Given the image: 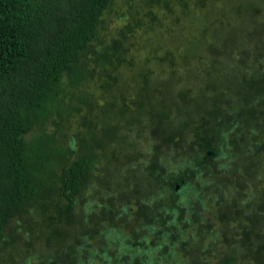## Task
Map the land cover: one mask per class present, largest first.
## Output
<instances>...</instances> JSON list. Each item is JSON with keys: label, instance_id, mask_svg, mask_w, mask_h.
Listing matches in <instances>:
<instances>
[{"label": "rangeland", "instance_id": "1", "mask_svg": "<svg viewBox=\"0 0 264 264\" xmlns=\"http://www.w3.org/2000/svg\"><path fill=\"white\" fill-rule=\"evenodd\" d=\"M125 1L117 0L112 9L105 14L106 28L100 31L104 39H112L117 33L115 27L122 25V20L119 21L117 17L122 13H128L129 7L121 4V2L126 3ZM129 1L134 3L132 13L137 11L141 26L127 35L125 41L122 42L124 64L115 70L109 68L107 71L89 67L95 72H92L91 77L84 79L83 86L78 90L80 95L95 93L94 95L100 98L101 84L110 80L112 75L117 82L115 84L111 82L112 87L104 96H107L110 102L119 100L116 109L124 108L125 103L122 102L120 106L121 101L133 106L125 113L115 111L116 114L119 112L118 117L113 119L117 123L119 120L123 122L131 120L134 114L140 112L135 103L141 100L140 92L143 87H146L145 91L151 94L150 97H142L146 104L149 100L158 99L157 95L162 92L156 89L159 84H165L166 87L171 86L174 88L173 92H177V99L181 101H171L169 103L171 116L159 122L162 128H166L163 130L167 134L178 128L185 131L190 128L194 130V124L199 122L202 115L213 111L210 108L215 107L216 103L225 108L231 102L238 100L234 102L236 108H233L237 110V107L241 108L242 105H246L247 99L255 95H258L256 98L259 101H255L253 106L249 107L252 116L250 122L258 125L263 121L264 0H232L234 2L232 5L231 0H215L214 9L211 11L209 7L205 8L204 14L196 5H191L190 10L184 13L180 7V1L182 3L183 0H174L168 10L163 9V5L154 7L153 14L156 15V19L152 28L148 27L151 24L149 21L152 22V17L146 12L145 1ZM239 4L242 5L244 11H235L234 7ZM219 37L222 41L224 40L222 44L218 42ZM162 60H165L166 64ZM161 67L164 69L162 70ZM152 69H156V72L150 73ZM171 72H175L173 78L175 83L182 85L175 86V83L168 79ZM147 74L149 76L144 78ZM132 80L137 81L134 83ZM138 87L142 89L139 90ZM180 90L187 93L180 95L181 92H178ZM243 93H247V96ZM257 108L259 109L255 113L257 117L255 118L252 112ZM82 113L86 115L85 107L82 108ZM99 113L100 111H92L89 115L92 123L97 126L94 140L90 139L88 130L79 128L78 121L81 115L77 114L71 115L69 120L59 128H54L49 122L35 125L28 134V144L34 142L37 137L42 139L45 135L51 137L57 129L55 140L68 143L70 142L68 138L76 139L78 136V140H73V143L76 142L74 156L79 155V148L85 146L82 139L87 140V145L98 149L102 142L103 144L111 143L113 140H107L108 134H104L105 137H103V126L100 124L102 121L100 119L103 118ZM138 121L141 123L140 120ZM140 128L136 131L141 132ZM191 130L186 132L189 133ZM138 132H136L135 140L134 137L126 138L128 133L126 130L121 131L120 128L118 131L120 141H129L130 145L129 148H125L126 155L123 154L119 162L112 160L109 169L107 166L101 167V159L92 163L85 177V183L77 195L75 211L71 218L64 215L61 216V220L54 218L59 208H56L51 201L44 206L47 209H40L41 206L38 205L35 206L36 209L30 206L31 200H25L19 212L6 224L4 229L3 238L0 241V264H25L27 259L38 262L44 258L46 261L48 255L52 258H65L71 255L77 245L88 252H94L92 257L84 251L88 257L90 256L88 260L85 259V264H93L95 261H101V264H150L146 262V259L147 257L148 260L149 257L152 258L153 254L162 256L158 264H219L226 258L227 252L234 264H264V231L260 233L258 229L253 230L252 235H243L242 224L244 225L245 222L242 221L241 224L239 218L233 219L237 214L231 211L223 212L227 220L225 223L217 222L215 218L217 210H215L216 205L213 200L214 197H219V200L225 199L229 194L226 192L222 194L227 186L234 185L237 188L241 181L253 184L245 185L244 190H249L258 199L264 193V186H261L263 183L259 180L261 179L260 171L264 175V163L255 166V175L245 180L237 179L238 176L230 171L221 172L215 176L212 168L207 169L205 175L201 176L200 172L198 176V174L192 175L194 173L189 171L187 182L191 189L197 188L193 195H200L203 192L206 205L203 213H199L198 220L195 216L194 221L186 222L178 227V230H171V227H162V217L168 216L174 219L183 216V219H186L183 211L185 207L189 211L187 219L192 211L196 212L194 210L195 197L189 198L192 193H188L187 201L184 200L181 198L184 196L183 190L179 189L181 192H178V195L174 193L171 179L178 173V170L183 171L184 168L187 171L183 157L182 160L180 159L184 155V146H181L186 145L184 141L186 132L185 135H181L183 139L178 138L179 146H173V149L165 146V149L163 147L161 151L157 150L155 155H153L155 150L151 148L154 143L150 142L156 140L155 132H152V128L146 132L142 131V134ZM96 141H100L99 145ZM73 143L72 146H74ZM68 156L74 158L73 155ZM53 171L55 172L54 182L43 170H40L39 175L45 181L44 184L54 185L57 188L61 166H55ZM214 176L213 185L211 183L202 185L205 180H202V177L214 178ZM233 176L236 177L235 182L231 180ZM164 190L167 191L166 194ZM37 192L44 193L40 190ZM235 192L236 199L243 200L245 193L241 194L242 191L240 192L239 189ZM150 194H153L151 195L153 198L147 201V204L152 208V212L145 205L139 207L140 200ZM163 194L165 196L162 197ZM52 199L55 202L60 201V205L66 203L57 195ZM189 206L193 208L190 209ZM262 208L264 207L254 209L250 205L248 212L250 216L255 217L258 210L264 211ZM142 211L143 214H141ZM149 213L155 217L147 218L145 214ZM201 218L206 219L205 222L201 221ZM84 219L88 221L84 222ZM112 229L124 239L125 244H131V247H125L121 241L118 242V239L114 241L108 237V232ZM159 231L160 235L157 234ZM154 233L158 235L155 238L154 252H146V249L137 252L141 249L139 243L143 241L144 236L150 240L154 237ZM64 247L68 248L70 253H66ZM59 253L62 256H59ZM66 260L63 264L67 262Z\"/></svg>", "mask_w": 264, "mask_h": 264}, {"label": "trees", "instance_id": "2", "mask_svg": "<svg viewBox=\"0 0 264 264\" xmlns=\"http://www.w3.org/2000/svg\"><path fill=\"white\" fill-rule=\"evenodd\" d=\"M116 1L0 0V241L3 238L6 224L19 212L25 200H31L30 206L36 209L37 207L35 206L37 205L41 206L40 209H47L44 206H46L47 202L51 201L52 204H55L56 208H59L54 218L61 220L62 215L71 218L75 211L77 195L85 183V177L89 173L92 163L98 162L101 159V167L107 166L109 169L112 160L119 162L123 154L126 155L125 148H129L130 143L129 141H120L121 137L118 136L120 128L121 131L126 130V133H128L126 138L134 137V139L137 135L136 132H138L136 130L140 126L142 127L140 128L141 132H138L139 134L152 128V132H155V135H157L156 140L150 141L154 143V146L151 147L149 144V147L155 150L153 155L157 154V150L161 151L163 147L165 149V146H168L170 149H173V146H179L178 138L183 139L181 135H185L187 130H191V128L186 131L178 128L167 134L163 130H166V128H162L159 125V122L171 116L169 103L179 100L176 97L177 92H173L174 88H171V86L166 87L165 84H159L156 88L162 92L159 93L160 95H157V100H149L148 103H150L151 107L142 100V97L151 96V94L147 93L148 91H145L146 87H143V90L140 92L142 96L141 100L135 103L139 107L138 111L140 112L137 113L138 115L134 114L131 120L124 122L119 120V123H116L113 119L116 116L118 117L119 112L125 113L126 111H130L133 106L121 101L120 106L123 102V104L125 103L124 108L116 109L119 100L110 102L107 96H104L108 89L112 87L111 82L114 84L117 82L112 75L110 80L101 84L103 95L101 94L100 98L96 97L95 93L85 95L78 93L79 88L83 86L84 79L89 76L91 77L93 75L92 72H95L91 71L89 67L92 66L99 71H107L109 68L115 70L124 64L125 59L121 50L122 42L125 41L127 35L133 33L134 30L141 26L138 21L137 11L132 13L134 3L126 0V3L121 2V4L129 7L127 9L128 13H122V15H119L120 17H117L119 21L122 20V25L115 27V32L117 33L112 39H104L105 37L101 36L100 31L106 28L105 14L112 9ZM144 1L146 12L152 17V22L149 21L151 23L148 26L149 28H152L156 19V15L153 14L154 7L163 5V9L166 8L168 10L171 3H174V0ZM233 3L231 0L230 4L232 5ZM241 4L237 5V7L235 6L236 8L234 7L235 11H244ZM191 5L199 7L202 10V14H204L205 8L209 7L211 11L214 9L215 0H183L182 3L180 1L181 10L184 13L190 10ZM221 39L219 37L218 42L222 44L224 40L222 41ZM220 47L222 48L223 46ZM162 61L165 62V60ZM161 68L162 70L164 69L163 67ZM152 72L155 73L156 69H152L150 73ZM107 76H110V74H107ZM144 76V78H147L149 75ZM174 77L175 72H171L168 75V79L175 83ZM162 83L164 82L162 81ZM180 85L182 84L175 83V86ZM138 89L142 88L138 87ZM178 92H181V90ZM185 93L182 91L180 95H184ZM244 96H247V94ZM256 96L258 97V95H255L247 99L246 105H242L241 108L237 107V110H233V108H236L234 102L238 100L231 102L225 108L220 107L216 103L215 107L211 106L210 109L218 113L220 111L249 110V107L253 106L255 101H259ZM84 107L87 111L86 115L82 113V108ZM258 109H254L252 115L255 116ZM89 111H100L101 114H99L103 118L100 119V121L102 120L100 124L103 126V135L108 134L106 136L107 140L113 139L111 143L105 142L103 144L102 142L100 147L96 149L91 145H87V140L82 139L85 142V146L84 148H79V155L74 156L76 142L73 143V140H78V136L76 135V139L74 137L68 138L70 142L64 143L65 141L55 140V133L58 131L56 129L51 137H49L50 135H45L43 139L37 137L34 142L28 144V134L34 129L35 125L49 122L54 128H59L63 126L64 122L66 123L69 120L71 115L75 116L77 114L81 115L78 121L79 128L88 130L90 139L94 140L97 126L92 123ZM115 111L119 112L116 114ZM144 112H147V114H144ZM262 112L264 113V110ZM251 125L249 126L251 127ZM251 129L254 131L253 127ZM195 132V130H191L189 133L186 132V140L184 141L188 142L189 146L185 144L181 146H184V155L180 159L182 160L183 157L187 171L182 167L183 171H181L182 169L178 170V173L171 178L174 180L173 188L175 184L179 185L180 188L190 187V185L186 186L188 184L186 180L189 178V171L194 174L195 172H200V176L205 175L206 171L203 168H206L205 163H208V161L203 162L205 152L202 149L205 147V143L202 144V149L196 146L197 136H195ZM257 135H259L258 132ZM262 139L264 141L263 136ZM72 143L74 146H72ZM261 151L264 154V143ZM68 155H73L74 158L72 159ZM256 159L263 162V159L259 158V156ZM209 161L213 162V160ZM216 161L217 159H215V176L221 173L218 165H216ZM219 162L220 164H224L221 160ZM228 162L230 163L231 161ZM228 162L225 164H228ZM55 166H61V172L57 178V188L54 185L49 186L46 183L44 184L45 181L39 175L40 170H43L48 174L47 177L54 182L55 172L53 168ZM210 168L212 167L207 166L206 169ZM228 169H230L229 171L232 174L234 172L236 174V164L231 163ZM254 169L256 170L255 166L253 170L248 171L250 177L255 175ZM208 173L210 174V172ZM260 176L261 180H264V176L261 174ZM206 178L202 177L201 179H205V182ZM184 180L187 183L186 185ZM231 180L233 181V178ZM233 182H235V179ZM204 184L202 183V185ZM249 184L252 183L241 181L237 188L234 185H229L222 194L224 195L225 192L229 194L225 199L219 200V197H214L213 199L216 205L215 210H217L215 212L217 222L225 223L227 221L226 216L223 214L224 211L236 213L237 216L233 219L239 218L241 224L242 221L245 222L244 225L242 224V234L245 236L252 235L258 229L260 233L264 231V211L258 210L255 217L250 216L248 212L250 205L254 209L260 206L264 207V193L256 199L257 196L253 195L252 192L250 193L249 190H246L248 192L246 193L244 190L245 185ZM46 188L48 189L45 192ZM238 189L240 192L242 191L241 194L245 193L241 201L237 200L235 196V190L238 191ZM38 190L44 191V193L39 194ZM195 191H197V188H192V194ZM55 195L60 196L66 203L61 204V206L59 204L60 201L55 202L52 199ZM150 198H153V196L149 195L141 199L139 207L146 206L147 200ZM241 211L243 212L240 213ZM201 219L203 222L206 220ZM87 221L88 219H84V222ZM161 222L163 228L169 224L167 219H162ZM57 224L60 225V223ZM108 234V237H111L114 241L118 239V242L121 241L125 247H131V244L124 243V239L114 229L108 232ZM154 234V237L150 240L147 236H144L143 241L139 243L141 249H138L137 252H140L142 249H146V252H154L156 247L154 245V243L156 244L155 238L161 232L159 231L157 234ZM116 235L117 238H115ZM85 244L89 245L90 243ZM64 249L66 253H70L68 248L64 247ZM238 250L240 251L239 248ZM84 251L88 252L77 245L74 251L71 252V255L65 257L66 259L69 258L68 260L63 257L52 258L48 255L46 261L44 258L38 260V262L27 259L25 264H34L35 262L36 264H63L64 260L67 261L64 264H85V259L90 258V256L93 257L92 254L94 252L89 251L88 254L90 256L88 257ZM240 254L242 255V253ZM59 256L62 255L59 253ZM161 257L158 254H153V257H149V260L147 257L146 262L158 264L162 260ZM93 264H101V261H95ZM219 264H234V261L231 256H228L227 252L226 258L221 260Z\"/></svg>", "mask_w": 264, "mask_h": 264}, {"label": "flooded vegetation", "instance_id": "3", "mask_svg": "<svg viewBox=\"0 0 264 264\" xmlns=\"http://www.w3.org/2000/svg\"><path fill=\"white\" fill-rule=\"evenodd\" d=\"M251 117L252 116L250 111H220V113L216 111H208L205 115L201 116L199 122L194 124L193 129L196 131L195 136H197V143L195 142L196 146L202 149L201 146L205 143V147L202 150L205 152L206 155H203V162L208 161V163H205L206 168L207 166H210L215 171V159H217L216 165H218L219 171L227 173L230 170L228 169V166H230L231 163H234L237 165L235 169L237 174H235L234 172L233 175H237V179L239 178L240 180H245L250 177V173L248 172L249 170H253L254 166L261 165V163H264V154H262L261 151L264 143L262 139V136L264 137V116L262 117L263 121L258 125H254L252 122H250ZM253 117L257 118L254 115ZM249 125L254 128V131H252ZM257 132L259 133V135H257ZM186 146H189L188 142H186ZM258 156L259 158L261 157L263 159V162L256 159ZM209 160H213V162ZM220 160L223 161L224 164H220ZM256 160L258 161V163L254 165L253 163L257 162ZM228 161L231 162L229 163ZM226 162H228V164H225ZM206 168H203V170L206 171ZM254 171L256 172L255 169ZM197 174L198 173L195 172L194 175ZM260 174L263 175L261 171ZM234 178L236 177L233 176V180ZM206 180L208 181H205L204 183L214 184L215 176L214 178L208 177L206 178ZM259 180L263 183L261 184V186H264V180H261L260 178ZM187 181L188 180H186V182ZM186 182L185 185L188 183ZM188 185L189 184H187L186 186ZM190 187L180 188L179 185L175 184L173 191L175 194H177L178 192H181L183 190L184 196H181V198L187 201L188 193H192V189H189ZM179 189H181V191ZM163 192H165V194L167 193L166 190H164ZM202 194L203 192L200 195L195 196L191 194L189 196L190 199L193 196L195 197L194 210L196 211L194 213L192 211V215H189V219H187L189 213L187 207L183 209L186 219H183V216H178L174 219L168 216L162 217V219H167L169 221V224L165 228L171 227V230H178V227L183 226L184 224H186V222H191V220L194 221L195 216L196 220H198L199 213H203V209L206 205V202L204 203V195ZM161 196L163 197L165 195L163 194ZM190 199H188L189 204ZM149 200H151V198L147 201ZM146 208L152 212V208L149 207L148 204L146 205ZM189 208L191 209L193 207L189 206ZM141 214H143V211ZM145 216H148L147 218L151 219L154 215L149 213L148 215L145 214ZM200 227L201 225L199 224V228Z\"/></svg>", "mask_w": 264, "mask_h": 264}]
</instances>
